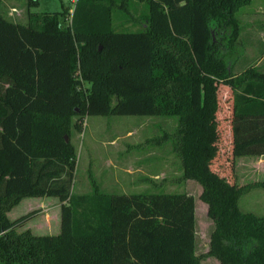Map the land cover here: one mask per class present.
<instances>
[{
    "label": "trees",
    "instance_id": "1",
    "mask_svg": "<svg viewBox=\"0 0 264 264\" xmlns=\"http://www.w3.org/2000/svg\"><path fill=\"white\" fill-rule=\"evenodd\" d=\"M138 1L137 16L131 0L27 9L25 24L0 14V264H199L207 256L264 264V213L237 205L264 180L238 185L231 175L235 158L264 155V69L229 73L210 32L212 22L230 25L231 44L235 11L250 0ZM116 12L141 28L114 31ZM219 82L224 136L214 130ZM88 115L176 117L171 132L148 141L168 143L183 178L201 186L213 223L203 255L194 252V201L185 192L106 193L90 171V191L71 192L70 129L81 128L72 118ZM43 196L59 201V232L17 231L35 211L12 220L6 212Z\"/></svg>",
    "mask_w": 264,
    "mask_h": 264
},
{
    "label": "rangeland",
    "instance_id": "2",
    "mask_svg": "<svg viewBox=\"0 0 264 264\" xmlns=\"http://www.w3.org/2000/svg\"><path fill=\"white\" fill-rule=\"evenodd\" d=\"M133 16H137L143 5L138 0H131ZM61 3L71 10L72 0H36L27 6L26 0H0V14L15 23L26 22V11H54L61 8ZM138 12V13H137ZM137 13V14H135ZM236 37L227 43L230 25L216 27L211 24V39L217 44V53L227 62L229 73H238L245 67L256 65L264 69V0H250L236 11ZM63 22V25L67 23ZM141 24L133 19H123L118 12L114 14V31H135ZM229 62H231L230 66ZM86 84L84 83V86ZM224 85H217L218 123L214 130L225 135V111L221 102ZM229 98H225L228 109ZM229 110V109H228ZM73 121H80V130L70 129V142L75 149V171L71 183L72 193L90 191L88 171L103 192L130 194L142 190L185 192L194 201V252L203 255L207 248L208 234L213 223L206 215V205L198 198L201 186L192 179L183 178L180 159L171 150L168 143L153 144L148 139L161 135L162 131L171 132L176 117L145 115H88ZM212 133L213 130H212ZM259 162L255 166L243 159L233 162L231 175L237 184L252 182L264 178V169ZM143 177H150L154 187ZM241 211L255 214L264 213V197H248L242 194L237 202ZM35 211L32 217L17 231L28 229L35 235H54L59 232V201L55 197H23L6 212L8 219ZM199 264H219L211 257L201 258Z\"/></svg>",
    "mask_w": 264,
    "mask_h": 264
},
{
    "label": "crops",
    "instance_id": "3",
    "mask_svg": "<svg viewBox=\"0 0 264 264\" xmlns=\"http://www.w3.org/2000/svg\"><path fill=\"white\" fill-rule=\"evenodd\" d=\"M72 3H73V0H72ZM62 4L64 5V3H62ZM11 22H13V21H11ZM13 23H15V22H13ZM25 23H20V24H25ZM263 56H264V47H263V50L261 51V57H263ZM239 159H241V160L245 159V160L249 161L252 164V166H255V163L259 162L258 164H261L260 166L263 167V169H264V155H261V156H241V157L235 158V161L239 160ZM187 180H188V178H186V181ZM257 180H264V178L257 179ZM257 180H255V181H257ZM238 185H240V184H238ZM166 192H168V191H166ZM243 194H245L248 197H264V188H261V187L252 188V189L244 192ZM261 214H257V215H261ZM206 250H207V248H206Z\"/></svg>",
    "mask_w": 264,
    "mask_h": 264
},
{
    "label": "water",
    "instance_id": "4",
    "mask_svg": "<svg viewBox=\"0 0 264 264\" xmlns=\"http://www.w3.org/2000/svg\"><path fill=\"white\" fill-rule=\"evenodd\" d=\"M65 137V139H66V136H64Z\"/></svg>",
    "mask_w": 264,
    "mask_h": 264
}]
</instances>
